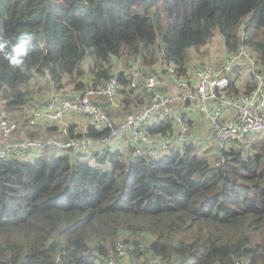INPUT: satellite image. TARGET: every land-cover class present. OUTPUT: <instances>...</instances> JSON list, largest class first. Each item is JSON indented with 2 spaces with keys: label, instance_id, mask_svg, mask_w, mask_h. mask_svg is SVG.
Here are the masks:
<instances>
[{
  "label": "trees",
  "instance_id": "obj_1",
  "mask_svg": "<svg viewBox=\"0 0 264 264\" xmlns=\"http://www.w3.org/2000/svg\"><path fill=\"white\" fill-rule=\"evenodd\" d=\"M0 29L9 47L21 33L33 36L34 51L23 73L0 52V95L19 109L37 99L16 89L35 72L46 75L55 89L66 77L69 94L115 76L121 111L143 103L129 86L132 68L141 75L158 70L165 83L170 74L163 65L169 64L173 81L182 77L194 88L191 51L208 44L214 33L221 44V53L213 52L218 66L235 57L222 71L229 75L227 97L253 95L260 77L264 82V0H0ZM240 45L253 63L238 55ZM114 58H122L127 68L113 72ZM87 72L89 80H78ZM239 78L243 85L235 83ZM261 89L255 99L264 114ZM184 102L196 105L192 99ZM175 121L165 117L145 125L154 144L143 155L118 146L89 154L92 161L72 149L32 162L20 156L0 159V264H53L56 254L65 264H104L118 238L134 246L127 254L130 264L129 256L148 262L151 254H160L161 264H234L237 257L264 264V129L214 153L199 151L188 136L162 150L159 141L177 132ZM105 134L95 124L85 133ZM68 135L81 134L70 125ZM20 137L13 136L46 138L30 128Z\"/></svg>",
  "mask_w": 264,
  "mask_h": 264
},
{
  "label": "built area",
  "instance_id": "obj_2",
  "mask_svg": "<svg viewBox=\"0 0 264 264\" xmlns=\"http://www.w3.org/2000/svg\"><path fill=\"white\" fill-rule=\"evenodd\" d=\"M238 55L249 58V63L254 60L251 53L242 45L239 46ZM235 57H227L223 68L217 63H209L195 69L194 88L182 77H174V81L184 91L175 95H169L160 90L164 79L160 73L154 71L150 74L141 75L136 68L129 71V86L139 91L140 98H145L144 91H151L153 97L149 103L143 99L142 106L136 112L124 116L115 123L107 114L106 109L94 101V98H103L109 101L111 107H117L116 91L118 81L115 76H110L104 83L96 87H90L83 92L67 94L52 93L44 102L40 100L30 101L20 110V117L14 118L4 107L0 108V159L9 156L32 154L40 150L72 149L85 154H102L110 149L111 140H119L136 155H143L150 150L154 140L145 130V125L161 118H172L169 103L175 100L192 99L200 112L206 118L210 128V136L214 139L216 148L220 150L227 142H243L246 133L264 129V114L259 110L253 95H236L227 97L224 92L228 86V79L222 73L223 69L231 68ZM253 65V64H251ZM165 71L172 75L174 66L164 64ZM231 105L236 110V118L230 123L222 122V111L226 105ZM87 114L91 121L105 130V136L94 137L92 135H68L69 124L64 116L67 112ZM179 124L177 132L173 136L164 135L159 143L162 150L173 145L183 143L187 138V124L183 121L182 112L174 116ZM42 120H52L59 126V137H30L26 139L13 138V132L21 124H37ZM133 244L118 238L114 245V251L103 258L105 264H130L126 258L133 248ZM149 264H161L160 254H151L148 257ZM53 264H65L60 255L56 254ZM234 264H249L244 257H237Z\"/></svg>",
  "mask_w": 264,
  "mask_h": 264
},
{
  "label": "crops",
  "instance_id": "obj_3",
  "mask_svg": "<svg viewBox=\"0 0 264 264\" xmlns=\"http://www.w3.org/2000/svg\"><path fill=\"white\" fill-rule=\"evenodd\" d=\"M213 45V46H212ZM217 50V45L216 43L212 42L210 43L208 46H203L200 48V50L198 51H191L190 54V62L188 65V73L189 75H191L192 77L191 80L196 79L195 78V71L194 69L197 67L198 64H201V62H208V63H218V60H216V58L213 56V52H215ZM199 54H204L203 59L200 60H196V61H192L193 59L197 58V55ZM217 53V52H216ZM112 61L114 62V66H113V72H117L119 70H124L127 67L126 64H123V60L122 58L118 59V58H114L112 59ZM161 61V60H160ZM160 61L159 64H160ZM194 62H196V64H194ZM131 64V63H130ZM89 65V60H87L86 65L82 64V67L84 68V70L87 71ZM154 68H157L158 65L152 66ZM148 69V68H146ZM156 71V70H155ZM253 71V70H252ZM194 72V73H193ZM252 73V72H251ZM254 73V77L256 78L258 76V73L256 71H253ZM42 77L45 78L46 81V87L45 88H41L40 86H36V88H34V86L32 88L33 90V96L34 98H39L40 101H46L52 93H58V94H67L66 90H70L72 84L71 83H67L65 84L62 88L60 87L59 89H55L54 86L52 85V83L48 80V77L46 75H43ZM91 77V74L89 72L82 74L78 80H89ZM229 78V75L227 76ZM64 78L66 79V77H63L62 81L64 80ZM167 80L165 79V83L162 86V89L165 93L169 94V95H175L180 89H183L181 87H179L177 85V83L175 81H173L172 75H167ZM250 78V77H249ZM236 79V78H235ZM244 79H238L237 82H235L238 85H243L244 84ZM264 82L262 81V78L260 77V80H258V87L257 89L254 91L256 93V97L257 95L260 93H262V89L261 86L263 88L264 91V87H263ZM50 88V89H49ZM69 88V89H68ZM73 88V87H72ZM56 90V91H53ZM40 91V92H38ZM50 91V93H49ZM49 93V94H48ZM48 95V96H47ZM145 100V98H143ZM38 100V99H36ZM95 102H103L105 101L103 98H94ZM185 100H175L169 103V107L170 110L172 112V114L174 116L176 115H180V113L182 112V118L183 120L187 121V136L189 138V140L194 143V145L197 147V149L199 151H207L209 153H214L215 151L218 152L216 145L214 143V139L210 136V128L207 124L206 118L203 115L202 112H200L196 105L193 102H189V103H185ZM142 102H136L134 105L133 109L130 110H120V107H111L110 105L106 106L108 109L113 110V114L109 115V117L115 122L118 123L120 122L125 115L135 112L140 106H141ZM138 105V107H137ZM230 106V105H229ZM6 110H8L12 116L14 118H19L20 117V110L19 107L15 106V108L13 109H8L6 107H4ZM137 108V109H136ZM107 110V109H106ZM172 118H168L169 120L175 121L176 118L175 117ZM65 120L68 122L69 126L73 125L74 126V130L76 133L78 134H85L86 133V129L88 128V126L90 124H94L91 121V118L87 115V114H83V113H76V112H67L64 116ZM236 118V110L231 106L226 108L223 113H222V119L223 121L230 123L232 121H234ZM35 127H29L28 124H21L20 126H18L17 130L13 132V136L14 134L17 132H19L21 134V137H23V135L25 134V130L26 128H30L31 129V133H33L34 136H42V137H59V133L60 130L57 127V125L55 124V121H46V122H39L37 124H35ZM148 125V124H146ZM172 128H178L179 124L175 121L174 124H171ZM33 126V125H32ZM57 128V130H56ZM34 130H36L37 132L34 133ZM33 131V132H32ZM20 137V138H21ZM118 146H125L126 148V143L123 141H119V140H111L110 141V148L114 149V147H118ZM58 150H65L63 148H58V149H50V150H45L47 151L46 154L47 155H51L53 153V151H58ZM77 155V154H76ZM89 155V154H86ZM24 159V158H23ZM130 262L132 264H148V262L143 258H134L133 256H129ZM127 260V258H126ZM128 261V260H127ZM129 262V261H128ZM145 262V263H144Z\"/></svg>",
  "mask_w": 264,
  "mask_h": 264
},
{
  "label": "clouds",
  "instance_id": "obj_4",
  "mask_svg": "<svg viewBox=\"0 0 264 264\" xmlns=\"http://www.w3.org/2000/svg\"><path fill=\"white\" fill-rule=\"evenodd\" d=\"M33 51L34 43L31 33H21L17 41L9 47L8 41L3 37V29H0V52H3L4 59L11 68L22 73L26 71V60Z\"/></svg>",
  "mask_w": 264,
  "mask_h": 264
},
{
  "label": "rangeland",
  "instance_id": "obj_5",
  "mask_svg": "<svg viewBox=\"0 0 264 264\" xmlns=\"http://www.w3.org/2000/svg\"><path fill=\"white\" fill-rule=\"evenodd\" d=\"M160 42V38L158 37L157 40H156V44H158ZM216 43L217 45V52L221 53V51H219V48L221 47V44H220V40H219V37H218V34L217 33H214L213 37L209 40L208 44H206L205 46H208L210 43ZM213 46V45H212ZM251 51V50H250ZM252 52V51H251ZM204 57V54H199L197 55V58L196 59H193L192 61H196V60H200V59H203ZM88 58L85 59L83 61V65H86V62H87ZM264 73V72H263ZM63 83L64 85L68 83V81L64 78L63 80ZM34 86V88H36V86H40L41 88H45L46 87V81H45V78L44 77H41L40 74H38L37 72H35L32 77L30 78V80H28L27 82H24V83H20L19 85L16 86V89H20V90H27V93L30 94V95H34L33 94V90L32 89H29V88H32ZM50 89V88H49ZM69 89V88H68ZM53 91H56V90H53ZM66 91H69V90H66ZM40 92V91H38ZM50 93V91H49ZM48 93V94H49ZM67 93V92H66ZM48 96V95H47ZM6 97L2 96V94L0 95V108H3V107H7L8 109H13L15 108V105H7L3 102V100L5 99ZM38 100H40L39 98H37ZM47 151L45 150H40V151H36L32 154H25L23 155L21 158L23 159H26V160H29V161H34L35 157L36 156H44L46 158H48V155L46 154ZM82 160H89V161H92V157L90 155H82L81 157Z\"/></svg>",
  "mask_w": 264,
  "mask_h": 264
},
{
  "label": "water",
  "instance_id": "obj_6",
  "mask_svg": "<svg viewBox=\"0 0 264 264\" xmlns=\"http://www.w3.org/2000/svg\"><path fill=\"white\" fill-rule=\"evenodd\" d=\"M144 96H145V100H146V103H149L151 101V98L153 97V93L151 91H144ZM98 104L100 106H102L104 109H107V113L109 115H112L113 114V110L111 109H108L106 106L109 105V101L105 100L103 102H98ZM130 114V113H129Z\"/></svg>",
  "mask_w": 264,
  "mask_h": 264
}]
</instances>
